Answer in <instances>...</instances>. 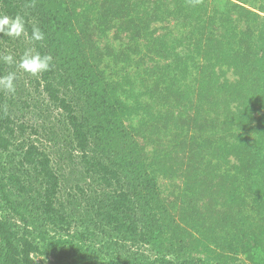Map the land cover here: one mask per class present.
<instances>
[{
  "label": "trees",
  "instance_id": "16d2710c",
  "mask_svg": "<svg viewBox=\"0 0 264 264\" xmlns=\"http://www.w3.org/2000/svg\"><path fill=\"white\" fill-rule=\"evenodd\" d=\"M0 14L26 21L0 55L18 58L35 25L53 57L0 91V264H264V0H0Z\"/></svg>",
  "mask_w": 264,
  "mask_h": 264
},
{
  "label": "clouds",
  "instance_id": "9594fccd",
  "mask_svg": "<svg viewBox=\"0 0 264 264\" xmlns=\"http://www.w3.org/2000/svg\"><path fill=\"white\" fill-rule=\"evenodd\" d=\"M25 25V18L20 14L15 16L0 14V37L19 39L26 32ZM44 40L45 33L34 25L29 37L31 46L25 47L18 58L11 52L0 55V62L7 64L12 69L6 74L0 75V91L15 94L19 75L17 69L31 76H39L51 69L53 57L50 54L41 53L36 47L37 43ZM5 111L7 110L5 109Z\"/></svg>",
  "mask_w": 264,
  "mask_h": 264
},
{
  "label": "rangeland",
  "instance_id": "374dc122",
  "mask_svg": "<svg viewBox=\"0 0 264 264\" xmlns=\"http://www.w3.org/2000/svg\"><path fill=\"white\" fill-rule=\"evenodd\" d=\"M262 35H263V33H262ZM47 117V116H46ZM32 118V119H31ZM37 119V118H36ZM48 119L49 118H46V122H48ZM41 119H39V121L37 122V123H42L43 121H45V120H41ZM22 121H24V122H26V123H28V124H34L35 123V117H34V114H32V113H28V117H24L23 116V119H22ZM35 137H37V136H35ZM43 138V136H41L40 135V139H42ZM65 142V139H64V136H62L61 137V144H63ZM47 145H48V149L51 151V152H54V153H56V150H57V148H56V150H55V148L52 146V143L51 144H49V143H47ZM58 151V150H57ZM62 154V158H61V160L63 159L64 160V165H63V171H65L66 172V174H71L72 176H77L78 175V172L79 171H81L82 170V165H81V163H80V159H75V158H73V157H71L70 156V151L68 152V149H66V151L64 152V153H61ZM53 156H55V159H57V160H59V156H57V155H54V154H52ZM59 163H60V161H59ZM58 163V164H59ZM57 163H56V165H58ZM91 183V179L90 178H83L81 181H80V185L83 187V186H86V185H88V184H90Z\"/></svg>",
  "mask_w": 264,
  "mask_h": 264
}]
</instances>
